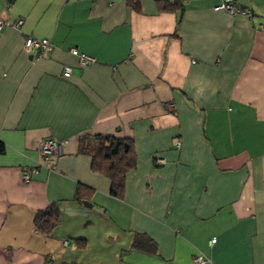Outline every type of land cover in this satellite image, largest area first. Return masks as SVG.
<instances>
[{
  "label": "crops",
  "instance_id": "obj_1",
  "mask_svg": "<svg viewBox=\"0 0 264 264\" xmlns=\"http://www.w3.org/2000/svg\"><path fill=\"white\" fill-rule=\"evenodd\" d=\"M219 1L0 0V264H264V0H233L251 20ZM94 135L132 142L118 197L79 152ZM48 138L61 156L38 166Z\"/></svg>",
  "mask_w": 264,
  "mask_h": 264
},
{
  "label": "trees",
  "instance_id": "obj_2",
  "mask_svg": "<svg viewBox=\"0 0 264 264\" xmlns=\"http://www.w3.org/2000/svg\"><path fill=\"white\" fill-rule=\"evenodd\" d=\"M127 3L131 9L138 10L137 0H127ZM167 9L169 8L167 7ZM0 152H2L1 147ZM79 152L91 158V169L94 172L103 174L110 180L111 195L120 196L125 175L135 167L132 142L109 135L85 136L80 138ZM58 222L59 212L55 206L38 212L34 219L36 230L48 235ZM132 247L136 250L156 254V244L142 234L135 236Z\"/></svg>",
  "mask_w": 264,
  "mask_h": 264
},
{
  "label": "built area",
  "instance_id": "obj_3",
  "mask_svg": "<svg viewBox=\"0 0 264 264\" xmlns=\"http://www.w3.org/2000/svg\"><path fill=\"white\" fill-rule=\"evenodd\" d=\"M215 11H223L229 15L232 16H243L249 20L253 19L255 17V14L252 10L249 9H238L233 0H220L217 6L214 8ZM259 17L263 20V23H261L258 27L259 30H264V15H259ZM22 25V20H17L15 23V27L19 28ZM2 28V25L0 23V29ZM23 50L25 54L28 55H35V58L40 59L44 54L51 53L53 51V46L47 39H36L33 37H26L24 39L23 43ZM70 54L77 58L78 64L80 67H90L96 63L95 58L79 53L76 49H70ZM71 75V70L70 68H64L63 70V77L68 78ZM171 107V106H168ZM62 148L63 144L62 142H59L53 138H48L44 140L39 148H38V154H39V164L38 166H43V165H49L53 166L54 161L56 158L61 156L62 153ZM164 164V160L162 159H157L156 160V165L157 166H162ZM36 172V171H35ZM23 180L28 181L29 180V175L24 174L23 175ZM215 243V240L210 241V246H212ZM193 263L194 264H211V260L204 256L201 253H198L194 256L193 258Z\"/></svg>",
  "mask_w": 264,
  "mask_h": 264
},
{
  "label": "water",
  "instance_id": "obj_4",
  "mask_svg": "<svg viewBox=\"0 0 264 264\" xmlns=\"http://www.w3.org/2000/svg\"><path fill=\"white\" fill-rule=\"evenodd\" d=\"M83 205L86 207V208H90V209H93L95 211H98V212H102L101 209L97 208L96 206H93L92 204L88 203V202H83Z\"/></svg>",
  "mask_w": 264,
  "mask_h": 264
}]
</instances>
